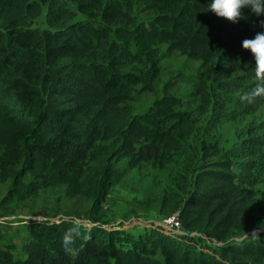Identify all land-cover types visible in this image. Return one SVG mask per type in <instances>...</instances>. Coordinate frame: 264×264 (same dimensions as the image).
Wrapping results in <instances>:
<instances>
[{"label":"trees","instance_id":"1","mask_svg":"<svg viewBox=\"0 0 264 264\" xmlns=\"http://www.w3.org/2000/svg\"><path fill=\"white\" fill-rule=\"evenodd\" d=\"M124 1L0 0V180L12 181L0 206L59 185L93 200L86 222H26L21 250L4 244L0 232V264H264V230L231 241L264 214L253 193L264 180V126L244 131L226 155L206 158L192 182L182 178L186 197L173 190L164 198L180 233L158 227L135 234L100 222L104 198L125 177L104 144L120 140L125 153L138 135L173 144L165 125L192 124L171 95L134 115L131 86L144 81L122 68L148 66L152 89L165 44L167 53L201 61L196 94L209 123L235 121L264 105V69L242 47L264 31V19L244 8L234 23L207 11L208 0ZM132 2L149 17L134 16ZM87 8L97 9L104 24L75 20L76 10ZM73 228L78 234L65 244ZM195 234L222 246L201 248Z\"/></svg>","mask_w":264,"mask_h":264},{"label":"rangeland","instance_id":"2","mask_svg":"<svg viewBox=\"0 0 264 264\" xmlns=\"http://www.w3.org/2000/svg\"><path fill=\"white\" fill-rule=\"evenodd\" d=\"M131 9L140 20L149 17L147 12L133 2ZM76 12L75 20L104 24L97 9L87 8L83 12ZM261 18L264 19V16ZM38 25L45 27L44 18L39 20ZM159 49L162 54L159 75L151 82L152 89L146 85L149 81L148 66L132 63L122 68V72L136 73L144 81L131 86L132 99L128 104L134 115H137L148 111L156 99L171 95L182 100L183 106L179 110L190 118L192 124L188 126L171 120L165 125L175 136L176 143L173 144H152L144 135L136 137L134 148L128 153L123 151L120 140L104 144L110 151L109 163L125 173L123 181L108 191L101 205L100 222L106 228H121L135 234L158 227L174 232L164 222L172 214L164 198L173 190L186 197L188 194L178 187L182 178L192 182L194 174L206 158L226 155L241 140L244 131L264 126V105L255 114L239 117L235 121L216 126L209 123V114L202 108L201 98L196 94L202 72L201 61L189 59L179 52L167 53L165 44H160ZM11 187L10 179L0 180V202ZM253 193L254 198L262 200L261 205L264 206V180L255 186ZM92 206V199L81 195L72 197L63 185L42 189L33 197L18 199L15 207L0 206L3 242L11 241L21 250L24 236L22 228L26 222H86L89 221ZM262 230L264 214L262 217L255 215L254 228L237 234L231 241L242 242L247 236ZM197 242L205 249L222 246V243L200 235L197 236Z\"/></svg>","mask_w":264,"mask_h":264},{"label":"clouds","instance_id":"3","mask_svg":"<svg viewBox=\"0 0 264 264\" xmlns=\"http://www.w3.org/2000/svg\"><path fill=\"white\" fill-rule=\"evenodd\" d=\"M244 8L257 17L264 16V0H208L207 11L214 12L217 16L238 22L242 17ZM264 25V21H261ZM242 47L251 51L258 69H264V31H258L254 37L245 38ZM255 93H253L254 95ZM78 234V229L73 228L65 234V244L73 243V237Z\"/></svg>","mask_w":264,"mask_h":264},{"label":"built area","instance_id":"4","mask_svg":"<svg viewBox=\"0 0 264 264\" xmlns=\"http://www.w3.org/2000/svg\"><path fill=\"white\" fill-rule=\"evenodd\" d=\"M167 228H172L174 232H179L181 229V222L178 218V214L168 216L164 219Z\"/></svg>","mask_w":264,"mask_h":264}]
</instances>
